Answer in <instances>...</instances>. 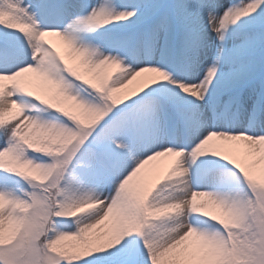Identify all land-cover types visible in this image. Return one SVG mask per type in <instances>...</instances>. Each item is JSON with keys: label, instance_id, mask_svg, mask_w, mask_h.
Returning <instances> with one entry per match:
<instances>
[{"label": "snow or ice", "instance_id": "6c2138e0", "mask_svg": "<svg viewBox=\"0 0 264 264\" xmlns=\"http://www.w3.org/2000/svg\"><path fill=\"white\" fill-rule=\"evenodd\" d=\"M261 145L264 0H0V264H264Z\"/></svg>", "mask_w": 264, "mask_h": 264}, {"label": "bare ground", "instance_id": "6f19581e", "mask_svg": "<svg viewBox=\"0 0 264 264\" xmlns=\"http://www.w3.org/2000/svg\"><path fill=\"white\" fill-rule=\"evenodd\" d=\"M44 39L50 40L51 43H52L53 40H55V42L57 43V45L55 44V46L59 50L63 51V49L64 50L66 49L65 52L67 51V45L64 44V42L60 39L59 36H56L54 34H48V35H46L44 37ZM52 44H54V42ZM109 69H110L111 72L115 71L112 68H109ZM135 87H136V83L134 82L132 85H129L128 89H125V90H122V91H129V90H131V89H133ZM214 143L227 144L228 142L216 141ZM257 148L259 149V151L256 152V155H257V158H259L260 154L264 153V145L257 146ZM226 154L229 155L231 158L236 159L238 162H240L242 164H245V165L247 164V160H246V158L244 157L243 154L235 153V152H232V151H227ZM177 159H178L177 157L172 156V155H165V156L158 157L155 160L149 161V163L147 165H145V167L141 170V173H142V171H148L149 169L157 166L160 162H164L162 168L157 172L156 176L152 179L153 180L152 184H157V186H158V184L163 182L164 178L168 175V173L175 166ZM260 169H264V162H261L260 164L256 165L254 168L251 169V171H252V173L254 175V178L264 179V176L261 175ZM197 204L202 205L203 206L202 210L208 212L210 215H219V210L213 204H211L207 200V198L198 197L197 198ZM109 227H110V221H105L101 225L97 226L96 229H93L92 232L89 235L92 238H94L95 236L106 232ZM186 243H189V242H186Z\"/></svg>", "mask_w": 264, "mask_h": 264}, {"label": "rangeland", "instance_id": "374dc122", "mask_svg": "<svg viewBox=\"0 0 264 264\" xmlns=\"http://www.w3.org/2000/svg\"><path fill=\"white\" fill-rule=\"evenodd\" d=\"M45 40H47V39H45ZM48 41V43L53 47V48H55L57 51H59L62 55H64V57H65V60H66V62H68L71 66H73V67H75L78 71H81L82 73H83V69L79 66V63H78V61L77 60H75V59H73L72 57H70L69 58V56L67 55V51L65 52V50L63 49V51L62 50H59L56 46H55V44L57 45V43L55 42V40H53L52 41V43L54 42V44H52L51 43V41L50 40H47ZM108 71H110V69L108 70ZM34 91H37V92H39L40 91V89L39 88H36V89H34ZM13 111H15V110H13ZM11 116H12V113H6L5 114V119L7 120V119H10L11 118ZM163 163L164 162H160L157 166H155V167H153V168H151V169H149L148 171H142V173L139 175V180H140V182H141V186H143V187H149V186H151V185H153L152 183V179L156 176V174H157V172L162 168V166H163ZM87 209H85V210H83V211H86ZM89 238H92L90 235H89ZM65 243V245L67 246V247H69V248H74V247H77V246H79V241H75V240H69V241H66V242H64Z\"/></svg>", "mask_w": 264, "mask_h": 264}]
</instances>
